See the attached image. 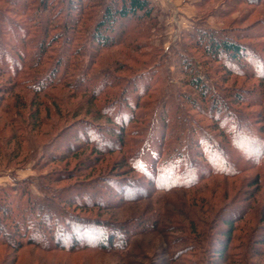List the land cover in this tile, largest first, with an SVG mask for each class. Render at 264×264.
I'll list each match as a JSON object with an SVG mask.
<instances>
[{
	"label": "rangeland",
	"instance_id": "1",
	"mask_svg": "<svg viewBox=\"0 0 264 264\" xmlns=\"http://www.w3.org/2000/svg\"><path fill=\"white\" fill-rule=\"evenodd\" d=\"M107 1L0 0V200L6 205L11 201L13 216L23 215V221L28 215L25 193L44 204L46 199L60 204L59 193L67 195V187L87 179L80 174H98L99 168L104 177L126 174L127 168L122 171L118 166L125 158H139L151 166L147 155L159 151L157 141L166 126L172 128L175 142L163 151L172 155L189 153L187 145L195 139L204 148L226 142L217 122L230 134L242 127L264 138L258 130L264 128V0H149L151 17L121 21L114 44L103 47L92 38ZM205 34L235 39L260 61L244 66L245 72L230 68L206 54L201 40ZM190 76L225 101L227 108L218 120L198 99ZM234 95L240 100H232ZM108 124L125 130L123 151H114L120 147L115 140L106 143L105 133L110 134L112 127ZM87 158L98 161V168ZM242 167L232 177L215 175L194 187L193 181L175 177L186 187L157 191L135 210L131 206L108 210L117 212L119 220L132 218L137 232L143 227L133 223L143 218H135L156 210L172 213L184 223L185 212L212 225L217 221L216 229L207 230L208 252L205 244L169 246L167 240H178L182 233L166 222L159 226L160 235L132 238L134 249L125 253V259L111 251L67 253L28 244L15 251L0 239V264H169V250L178 251L184 259L181 264H213L218 235H226L223 217L235 219L245 206L264 204L263 190L252 193L251 203L246 200L257 189L251 186L254 178L264 176V165ZM62 170L78 174L59 181L56 175ZM144 205L151 212L142 211ZM10 222L4 220L12 234L17 229ZM242 226L243 222L235 226V238L242 236L238 230ZM256 227L264 231L261 224ZM21 230L25 232L24 225ZM240 241H233L229 252L237 253ZM258 262L264 257H254L253 264Z\"/></svg>",
	"mask_w": 264,
	"mask_h": 264
},
{
	"label": "trees",
	"instance_id": "2",
	"mask_svg": "<svg viewBox=\"0 0 264 264\" xmlns=\"http://www.w3.org/2000/svg\"><path fill=\"white\" fill-rule=\"evenodd\" d=\"M76 3L81 4V2ZM74 9H76L75 5L70 11ZM152 11L153 8L149 0H110L105 2L93 30L94 44L103 47L113 45L115 29L121 21L149 19ZM201 40L208 56L215 57L219 61L224 60L226 64L230 65V68L233 67L235 70L245 72L244 66H251L260 61L256 54L235 39L205 34ZM189 80L195 91L198 92V99L208 104L209 112L216 114L217 120L222 117L225 108H227L225 101L211 94L206 85L195 76H190ZM231 98L232 100H240L241 97L234 95ZM191 102L194 101L191 100ZM195 108H198V105H195ZM216 124L220 125L218 127L221 129L220 136L226 142L223 144L214 142L213 147L204 148L205 145L195 139L194 144L188 143L187 145L191 148L190 150L187 149L189 153L178 152L176 155H172V152L165 153L163 151L172 141L175 142V139L172 140V135H174L172 128L164 127L162 138L157 141L159 151H150L147 155L152 158L151 166L146 165L139 158H134L133 161L130 158H125L119 163L118 166L122 171L127 168L128 173L138 174L139 177H128L129 175L125 171L123 173L126 174L116 173L115 177H104L101 174L102 168H99L98 174H95L96 171L87 175L80 174V177L84 176L87 179L77 182L76 187H67L65 190L67 195L59 193L56 198L60 200V204H55L52 199L51 201L46 199L48 203L44 204V201H38L30 193H25V209L28 210V215L24 221L23 215L13 216L14 208L12 206L14 205L11 201H9V205H6L0 200V239L9 244L15 251L21 249L24 244H28L42 250L58 249L67 253L86 250L111 251L117 255H124L122 258L125 259V253L129 249H134L132 238L143 234L160 235L162 233L159 226L163 227V225L171 223L168 228L173 227L172 230H179L182 236H179L178 240H167L169 246L182 242L186 246L193 245L204 248L202 245L205 244L204 249L208 252L211 245H209L210 234L207 230L208 228L216 229L215 223L217 221L212 225L194 213L185 212L186 223H184L181 218L172 213L167 214L156 210L153 214L135 218H143L137 223H133V225L143 227L137 232L132 227L131 221H134L132 218L119 220L117 219V212H108V210H127L128 206L135 210L137 208L135 205L138 206L141 202L153 199L157 191L171 192L186 187L187 183L176 179L177 177L193 181L192 187H194L200 181L215 175L232 177L234 176L233 172H240L242 166H247L249 169L255 165H264V138L260 135L251 134L248 129L242 127H239L238 131L235 129L230 134L220 122ZM108 126L112 127L109 129L111 130L110 134L105 133L106 137H109L106 143L115 140V143L119 144L120 147L114 151H123L124 141L121 137L125 130L116 127V125L108 124ZM258 130L264 134V128L260 127ZM249 134H251L250 139ZM85 161L90 166L94 165V168L99 166L96 165L98 164L96 160L87 158ZM250 161H254L253 165L250 164ZM236 163H239L240 167H235ZM84 166L83 168H85ZM75 174L78 173L72 170H62L56 175V178L59 181L70 180L76 177ZM140 178L143 179L139 180ZM97 180L101 181L95 185ZM251 186L257 189H253L250 195H247L246 200L249 203L252 202L251 196L256 190H263L264 192V176L255 177ZM2 193L5 194L4 191ZM71 208L72 210H70ZM141 208H143L142 211L151 212L148 205ZM16 209L19 210L20 208L17 207ZM251 210L253 211L251 212ZM128 211L131 212V210ZM262 212H264V204L261 207H253V209L251 206H245V209L242 208L241 213L235 219L223 217L221 223L226 228L224 231L226 235H218L217 241L220 243L216 245V253L211 255L215 256L213 264H253L254 257H264V231H259L256 227L257 224L264 227V213L262 214ZM104 214L107 217H104ZM257 215L260 216L259 219L256 218ZM8 219H10L13 229H17L12 234L8 233V226L4 223V220ZM240 222H243V226L238 230L242 236L235 238L233 235L235 226ZM22 225L25 226L24 233L21 230ZM246 225H250V228ZM114 239H119L120 242L115 243ZM235 240L241 241L237 245L239 251L234 254L229 252V247ZM177 252L168 251L169 264H181L184 261L182 257L176 254ZM179 254L184 255L183 252ZM256 264H264V262Z\"/></svg>",
	"mask_w": 264,
	"mask_h": 264
}]
</instances>
